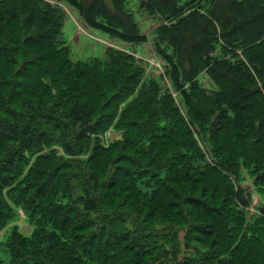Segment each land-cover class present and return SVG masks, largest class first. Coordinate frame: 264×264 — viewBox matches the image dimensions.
I'll list each match as a JSON object with an SVG mask.
<instances>
[{
  "label": "trees",
  "instance_id": "obj_1",
  "mask_svg": "<svg viewBox=\"0 0 264 264\" xmlns=\"http://www.w3.org/2000/svg\"><path fill=\"white\" fill-rule=\"evenodd\" d=\"M61 1L90 27L127 43L147 41L125 11L128 0L118 1L128 26L109 16L103 0L90 9L82 0ZM209 2L143 1L173 21L157 26L154 36L158 56L168 63L161 73L171 78L168 86L121 50L109 49L105 60H72L60 40V7L0 0V142H18V154L0 150V231L11 216L7 198L14 204L28 195L4 193L19 177L15 170L27 165V152L31 169L42 172L32 173L28 187L35 192L36 229L31 238L13 231L9 264H264L254 243L264 208L249 217L251 202L237 189L247 171L264 191V0ZM186 35L200 39L189 54V75L178 62ZM204 74L209 89L200 81ZM111 130L121 140L107 146ZM91 141L88 155L84 143ZM96 155L108 156L109 183L98 181L92 164L85 167L83 161L100 163ZM65 168L63 180L57 173ZM79 191L86 196L75 197ZM112 191L125 195L119 207L136 208L107 209L112 206L103 201ZM242 232L253 236L241 238ZM182 243L189 244L185 253ZM245 246L254 248L255 258Z\"/></svg>",
  "mask_w": 264,
  "mask_h": 264
},
{
  "label": "rangeland",
  "instance_id": "obj_2",
  "mask_svg": "<svg viewBox=\"0 0 264 264\" xmlns=\"http://www.w3.org/2000/svg\"><path fill=\"white\" fill-rule=\"evenodd\" d=\"M42 1H45V3H49L53 6L60 7L63 10V12L65 13V23H64V27L62 29L61 35H60V40L66 44V46L68 47V49L70 51L71 59L74 60L75 62H90V61L96 60V59L105 60L107 58L106 52L109 49H117V50H121V52L123 51L124 53H128V54L133 55L137 64L142 65L144 70H146L147 75H149V76L150 75L151 76L156 75L159 77H163L161 75V73H165L166 68L168 67V63H166L162 58H160L156 52V45H155L156 40L154 39L155 28L157 26L158 27L159 26H165V25L169 26V25H171V23L173 21L166 20V16H164L165 19L162 18L156 9V6L153 3L150 4L151 5L150 9L145 7V5L143 3V1H146V0H128L125 3L124 8H125V11L128 12L127 14H129L131 16V22H133L139 26V29L141 31L140 34L142 36L146 37V40H147L144 43H127L126 41H123V40L118 39L116 37H112L109 34L103 32L101 30H98L96 28L88 26L86 24L85 20L80 16L78 11L76 9H74L73 7H71L68 3L65 4L61 0H42ZM82 1L85 3V5L88 9H90V7L94 3V0H82ZM118 1L119 0H103L105 8H106L109 16L117 19L118 21H121L122 24H124L125 26H128V22H127V19H125L126 18L125 15H123L121 10H119V8H118ZM183 3H184V1H182V4ZM209 3H211V0ZM215 3L219 7L221 0H212L211 4L213 6ZM142 5L145 8H143ZM222 6L225 8V4H222ZM105 20L107 22V19H105ZM104 24H106V23H104ZM200 26L202 28L205 27L204 25H201V24H200ZM118 28L121 29L120 27H118ZM171 33H173V32H171ZM170 34H168V35H170ZM180 41L183 44V46H182V48H183L182 57H184V58H182V60L179 59L178 62H180V64H182L184 71H185V74L189 75V69H190V63H191L190 62L191 56H189V54L194 49V45L197 42H199L200 39L197 36L190 37L189 35H186V36H180ZM168 50L170 52H172V54H177L173 47L168 48ZM222 55H223V53L222 52L220 53V51H218L215 54L216 57H220V58L222 57ZM13 72H14V70L11 71V74H13ZM201 77H200V81L204 84V86L208 89L211 88L212 87L211 81L209 82V80H207L205 74L202 75ZM159 80H161V79H159ZM161 82H163L164 84H166L168 86H172L171 78L169 76H166L163 80H161ZM214 89H216V87L213 88V90ZM53 95H57V93L55 94V92H54ZM174 95L177 96L176 93H174ZM39 96H41V97L39 98L38 101L36 100L35 103L41 102L42 94ZM181 101L179 102V100H178V104L180 106L181 113L186 119H188V108L185 106L183 101L182 102ZM7 128H9V127H7ZM192 130H193L194 134L196 135V133H197L196 127H192ZM5 137H10V136L3 135L4 139H5ZM196 137H198V136H196ZM15 139H16V137H15ZM117 140H121V134L117 131L111 130L108 133V139H106V144L108 146L112 142L117 141ZM198 141H200L199 138H198ZM0 143H1L0 150H1V148H4L5 150L10 149L11 152L13 150H16L15 153L18 154V142L15 141L16 144L14 142L13 143H4V144L2 142H0ZM84 145L85 146L83 149L88 150V152H87L88 155L90 153L92 154V141L91 142H85ZM199 145L201 146L203 152L207 155L208 160L212 163L213 157L209 152H206L205 145L201 144V142H199ZM97 157L98 156L96 155V158ZM83 158L84 159L86 158L85 160L88 159L87 156H84ZM26 159L28 161H27V165L25 166V168L15 170L18 173L19 177L13 182V185H10L12 183V181L10 183H7L5 180L1 181V183L5 184V185H10V186L6 187L4 190L5 196H7V194L9 193V191H11V189L16 190L15 194L17 196L20 195L21 191L23 194H28V195L20 196L18 201L17 200H16V202L13 201L14 204L12 203V201L9 198H7L9 203H10L9 206L11 205L12 211H11V216L8 219L9 220L8 226L0 231V259L2 260V264H9V262L11 260L10 252H9L8 248H10L9 247V244H10L9 241L11 240L13 231L17 230L24 237L31 238L34 230L36 229V225H37L36 224L37 220L32 215V213L35 212V204H34L35 192L33 189L29 190L30 192H28V187L31 185H34L35 180L33 178L34 174H32V173L37 172V175L41 176L42 172H41V170L31 169V167L34 163L33 154L31 152L26 153ZM78 159H80V157ZM97 159L100 161L99 164H96L97 162H92L90 164L87 161H83V162L85 164V167H88L92 164L93 168L97 170L96 172L98 174V181H106L107 183H109L110 179H109L108 175L111 174V172H110L111 170H109L108 168L111 166V164L110 165L107 164L108 156L107 155H105L104 157L99 156ZM73 161H76V160L71 159L69 161L71 166L75 165V163L72 165ZM93 163H95V166ZM82 167H83V165H82ZM67 169H69V168L60 169L57 173L58 177H62V179L64 180L63 175L65 174ZM0 175H1V170H0ZM244 177H245V179L242 181L241 185H239L237 187V189H242L244 191L245 197L250 200L251 206L248 208L250 211L249 217H253L254 214L260 212L261 207L264 208V193H263L264 191L262 188L259 189V187H257L255 185V178L250 177V174H248L247 171H244ZM46 178L47 177H43L41 181H43ZM4 179H6V178H4ZM37 183H39L38 177H37ZM107 183H106V185H107ZM21 186H22V188H21ZM109 186L110 185L108 184V187ZM110 188H111V186H110ZM49 194L52 195L53 192H49ZM111 194L112 195H110V197L105 198L103 201V202H105V204H109L112 206V207L106 206L107 209L110 208V209H114V210L124 211V210H130V209L134 210V208H136V207H131V206L119 207V205L122 204V201L125 200V195L122 193H114L113 191L111 192ZM67 195H68V193H67ZM74 196L75 197L81 196V198H82L83 196H86V194L84 191L83 192L79 191V192L75 193ZM70 197H71V195H70ZM54 199L57 202H59V201L63 200V195H61V194H59V192H57L54 195ZM44 201H45V198H44ZM44 201H43V203H44ZM5 204H6V202H5ZM30 204H31V206H30ZM7 207H8V205H7ZM87 210H89V209H87ZM90 212L94 213L92 210ZM263 215H264V210H263ZM73 217H75V216H73ZM246 226H247V222H246L244 227H246ZM259 227L261 230V234L255 235L254 243L258 246V248H257V261L258 262H262V261L264 262V223L262 222ZM181 229H183V228H181ZM185 231L186 230H184V232ZM252 232L250 234H246L248 237L247 240L251 239V237L253 236ZM243 234L244 233L242 232V236H240L241 238H245L246 235H243ZM181 237H182V235H181ZM239 241H240V239H239ZM181 246H183L182 251H183V253H185L186 248H188L189 244H183L182 243ZM241 248H243L245 250L246 255H251L253 258H255V251H254L253 247H246L245 246V247H241ZM207 249L209 250V246L207 247ZM189 250L192 252L191 255H199L196 252L197 251L196 248L190 247ZM208 255L210 256V258H212L214 256V252L211 250L208 253ZM181 257H182V254L179 256V258H181ZM221 257H222L221 260H225L226 256L223 254ZM246 260H248L249 262L253 261L250 258V256ZM233 263L234 262H232V261L230 263V261L226 260L224 264H233ZM219 264H221V263L219 262ZM243 264H247V263L244 262ZM257 264H259V263H257Z\"/></svg>",
  "mask_w": 264,
  "mask_h": 264
}]
</instances>
